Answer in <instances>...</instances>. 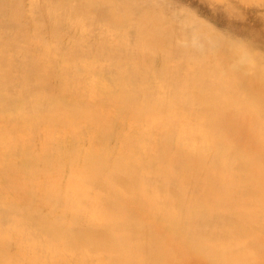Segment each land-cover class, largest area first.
I'll return each instance as SVG.
<instances>
[{
    "label": "bare ground",
    "instance_id": "bare-ground-1",
    "mask_svg": "<svg viewBox=\"0 0 264 264\" xmlns=\"http://www.w3.org/2000/svg\"><path fill=\"white\" fill-rule=\"evenodd\" d=\"M181 1L0 0V264H264V54Z\"/></svg>",
    "mask_w": 264,
    "mask_h": 264
},
{
    "label": "rangeland",
    "instance_id": "rangeland-1",
    "mask_svg": "<svg viewBox=\"0 0 264 264\" xmlns=\"http://www.w3.org/2000/svg\"><path fill=\"white\" fill-rule=\"evenodd\" d=\"M174 1L179 5L182 3L181 0ZM259 1L261 6L255 7L250 4L240 5V3H238L239 0H216V2L215 0H204L205 10L209 9L217 11L218 15L220 14V17H217V22L212 20L210 21L208 18L203 19L207 22L209 21V24H211L219 33L227 35L230 38L232 37V40H235L236 43L241 44L246 42L252 47V49L256 51L258 50L264 54V51L260 50L263 49L261 45L264 44V0ZM228 5L232 6V10L226 9V6L228 7ZM185 8L193 12L198 18L202 19L201 14L199 13L200 7H198V5H190Z\"/></svg>",
    "mask_w": 264,
    "mask_h": 264
}]
</instances>
